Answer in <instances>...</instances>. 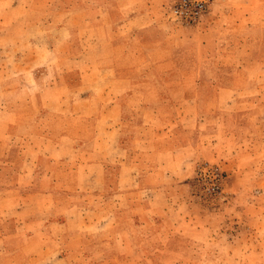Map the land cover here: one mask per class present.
Returning <instances> with one entry per match:
<instances>
[{"label":"crops","instance_id":"1","mask_svg":"<svg viewBox=\"0 0 264 264\" xmlns=\"http://www.w3.org/2000/svg\"><path fill=\"white\" fill-rule=\"evenodd\" d=\"M219 2L214 20L196 29L167 22L165 0H109L95 19H85L78 53L85 60L80 66L71 61L78 69L71 70L80 75L81 95L67 98L65 111H54L55 118L65 120L62 128L50 124L27 133L21 163L8 173L12 183L0 184V264H171L169 258L153 260L149 248L173 247L181 254L194 246L201 252L228 248L222 240L188 235L178 236V243L173 235L157 243L148 239L198 228L184 183L202 164L205 151L218 152V158L229 153L217 141L222 131L238 137L230 142L236 155L226 157L236 168L234 176L248 160L239 162L246 155H237L264 151V0ZM87 39L95 46L87 47ZM132 42L145 51H134ZM123 58L130 61L119 63ZM168 59L173 65L166 64ZM88 71L95 72L98 91L84 86ZM139 84L144 88L135 89ZM68 87L50 89L57 93ZM4 91L2 86L0 141L15 133L9 131ZM44 100L40 92V112ZM124 100L135 103L143 128L131 136L130 149L122 145L119 126ZM105 109L118 112V127H100L99 138L95 126L84 123L101 121ZM106 133L117 139L113 145L103 140ZM141 141L160 146L142 149ZM28 152L34 156L30 165ZM0 163L15 165L8 159ZM259 165L264 168V161ZM4 176L0 173V181ZM134 231L145 234L139 260ZM112 246L117 251L108 254L104 249ZM211 251L183 254L174 264L221 263Z\"/></svg>","mask_w":264,"mask_h":264},{"label":"rangeland","instance_id":"2","mask_svg":"<svg viewBox=\"0 0 264 264\" xmlns=\"http://www.w3.org/2000/svg\"><path fill=\"white\" fill-rule=\"evenodd\" d=\"M108 1L0 0V96L3 94L2 86H4V94L9 97V104L6 106L10 115L9 131H15L14 134L11 133L9 137H6L4 141H0V159L12 160L15 163V165H10V167L0 163V167H2L0 173L5 175V179L1 180L0 184L10 185L12 183L10 178L7 179L8 173L13 174L19 163H21V149H23L21 146L27 141L28 132L41 130L42 127L44 128L45 125L49 126L50 124L58 128H62L65 125L64 119L55 118L54 111H65L68 105L67 98H76L81 95V86L77 85L80 81V75L76 72L77 68L71 66V61H74V65H79L83 62V59L85 60V58L80 57V54H78L82 42L79 39V33L83 28L85 19H95L101 11L103 12V7L105 4H108ZM219 1L222 0L215 1L211 11L198 24L185 26L167 15L169 0H165V19L172 25L185 30L209 25L210 21L214 20V12L218 9L217 5L220 3ZM215 7L217 8L215 9ZM66 25L71 28H67ZM71 29L75 32L74 35L71 33ZM86 33H90V30ZM91 33H93L92 30ZM85 44H87V47L95 46V43L88 39ZM131 46L134 48V51L137 50V53L145 51L134 44V42H132ZM70 54H73V56L69 59L67 55ZM160 55L161 53L157 57ZM141 58L144 59V54L138 57V60L140 61ZM169 59L166 61V64L173 65ZM105 60H109V58ZM131 60L134 61L133 58ZM129 61L128 58H123V61L119 60V63ZM72 67L76 69L71 70ZM138 81L141 83L143 79L139 77ZM98 82L99 80L95 76V72L88 71V76L84 81V86L90 87L88 91H98ZM57 84L63 86L67 84L72 87H68V89L64 88L66 90L61 92H52L50 88L56 87ZM134 88L140 90L144 87H141V84H139ZM40 92L45 97V103L42 105L41 112L38 110L40 107L38 103ZM57 98L62 99V101H59V104L55 102ZM19 99H23L24 103L19 105L17 103ZM122 104L125 107L122 119L120 120L122 124H119L123 128V135L121 136L122 145L124 149H130L132 146L130 142L131 136H137L134 135L135 133H142L143 128L140 118L137 116L138 111L135 103L129 104L124 100ZM108 106L109 104H104V108ZM106 110L103 113L101 121L97 119L84 123L89 128L95 126L97 130L96 135L99 138H102L98 134L100 127L104 129H109L110 127V130H115L114 128L118 127L116 123L118 121V112ZM163 112L164 115L167 114V110ZM17 129L19 130L17 131ZM223 132L219 135L217 141L222 142L225 148L229 147V153L226 156L221 155L224 158H220L221 156L218 158V152L216 151H203L204 155L201 154L202 158L198 163H202L199 167L206 162L209 167H218L220 169L224 178V193L221 196L215 197L203 190L197 181L198 167L194 175L184 183L188 201L198 214L194 218L196 227L198 228L193 229V232H185L183 234L171 232L168 236L160 232L154 233L153 235H148V239L150 243H157L160 237L167 240L173 235L171 237L173 238L172 240L178 243L181 240V237L178 236L188 235L203 241L222 240L227 242L228 248L221 246L204 248V251L201 252L203 250H201V247L194 246L186 249L183 254L190 256L201 252L202 255H210L211 250H213L215 255L219 259H223V261L221 263L207 262L202 264H264V168H260L259 165L261 161H264V151L258 150L251 156L248 153L237 155L240 157L246 155L240 158L239 162L243 161L246 157H248V160L245 159V166L240 169V171H243L234 176L232 174L236 168L232 167L230 161H226V157H231L230 152L236 155L235 151L232 150L230 142L235 143L238 137L231 135L227 137ZM23 135H26V137H23ZM105 135L107 138L103 140L110 141V145H113L114 141L117 140L114 139L112 134L106 133ZM140 144V148L142 149L160 146L155 143L153 145L145 143L146 146L144 147L145 144L142 141ZM7 149L10 151L7 152ZM28 153L25 156V160L28 159L27 162L30 165L33 163L34 156L32 152ZM223 153L221 151L220 154ZM3 154L5 156H2ZM7 154H9L8 158H6ZM182 191L184 192V190ZM111 201L107 200V204ZM128 210L129 208L125 209V211ZM134 234L137 236L134 242L138 251V255L136 254L135 256L139 260V257L142 255L140 250L144 248L143 240L145 239V234L136 231H134ZM112 238L111 236L108 237V239ZM120 244H118L117 250H120ZM102 248L104 249V247ZM113 248L114 246L106 247L104 250L108 254H112L117 251H114ZM177 249L173 247L167 249L164 246H158L152 250L149 248V252L153 253V260L156 259V256L164 259L169 258L172 261L171 264H174L183 255ZM110 257L112 258V255Z\"/></svg>","mask_w":264,"mask_h":264},{"label":"built area","instance_id":"3","mask_svg":"<svg viewBox=\"0 0 264 264\" xmlns=\"http://www.w3.org/2000/svg\"><path fill=\"white\" fill-rule=\"evenodd\" d=\"M216 0H169L167 15L185 26L198 24L212 9ZM197 181L212 196H221L224 185L223 173L207 163L199 167Z\"/></svg>","mask_w":264,"mask_h":264}]
</instances>
